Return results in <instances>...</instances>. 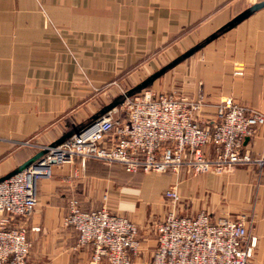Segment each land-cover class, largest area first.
<instances>
[{"label":"crops","instance_id":"obj_1","mask_svg":"<svg viewBox=\"0 0 264 264\" xmlns=\"http://www.w3.org/2000/svg\"><path fill=\"white\" fill-rule=\"evenodd\" d=\"M250 6L248 0H0V178L89 123L119 96L114 85L128 91L196 46L146 88L156 90L166 72L192 57V97L206 102L200 125L213 120L222 97L264 112V7L221 31ZM243 149L264 156L263 128L244 139ZM137 173L92 160L54 166L37 181L33 213L14 221L27 229L30 263L91 264V248L76 247L77 233L64 226L69 201L77 199L84 211L119 213L108 207L117 203L139 221L140 252L132 264L151 259L155 224L168 213L191 218L200 212L212 222L243 215L256 238L249 264H264L263 169L165 174L155 196ZM172 185L181 197L178 213L173 204L154 226L142 223L162 214L161 199L171 203L165 193Z\"/></svg>","mask_w":264,"mask_h":264},{"label":"built area","instance_id":"obj_2","mask_svg":"<svg viewBox=\"0 0 264 264\" xmlns=\"http://www.w3.org/2000/svg\"><path fill=\"white\" fill-rule=\"evenodd\" d=\"M250 5L264 0H248ZM91 120L27 167L0 181V264H31L27 229L16 219L29 217L37 206V181L50 177L54 166L79 161L119 165L127 173L166 171L192 175L224 173L238 166L264 170V156L251 157L243 141L263 128L264 112L221 98L209 125L198 117L206 102L144 88ZM24 144H29L25 142ZM165 197L175 204L179 195L169 188ZM64 226L77 233L76 247L91 248V264H132L140 249L137 225L102 208L81 209L68 204ZM157 245L150 260L140 264H249L256 238L243 216L212 222L205 212L195 217L168 213L155 225Z\"/></svg>","mask_w":264,"mask_h":264},{"label":"rangeland","instance_id":"obj_3","mask_svg":"<svg viewBox=\"0 0 264 264\" xmlns=\"http://www.w3.org/2000/svg\"><path fill=\"white\" fill-rule=\"evenodd\" d=\"M177 56H178V53L170 55L169 56V60H167V61L169 62V61H171L172 59H174ZM167 61L159 62V66L162 67L163 65H165L167 63ZM191 63H192V57L187 59L182 64H180V65L172 68L168 72H166L165 75H163V77H161L158 80L157 84H156L158 86V87H156L157 91L153 90L151 88H148V89H151L152 91H156V92H164V93H167V94L184 95V96L192 98L193 95H192L191 87H189V80H190V75H191ZM128 87H129L128 85H116V86L114 85L113 89L117 92V94L119 96H121L122 93L127 91ZM106 91L107 90H105V92ZM222 98H224V97H222ZM107 100H109L108 97H106V101ZM25 145L27 146V145H31V144H25ZM103 165H105V164H103ZM105 166H110V165H105ZM183 172L187 173V176H189V177L196 176V175H192L191 172H189V171L182 170V171H179V172L166 171L164 173L138 172L136 175H134V177H136V178L137 177L138 178L142 177V179L144 180V185L146 186V184L148 183V186L150 188V192L152 193L151 195L155 196L156 193L162 187V183L163 182H162V179L160 178L161 175L171 174V175H173L174 178H176L177 175H179V177H180V175ZM209 173L216 174V173H213V172H209ZM209 173H205V174H209ZM199 175H202V174H199ZM175 182H176V180H175ZM175 182L173 184H175ZM138 183H139L138 179H137L136 182L134 180V184H138ZM170 188H175L176 189L175 185L170 186ZM92 201L93 200H90V199L87 200L88 203H91ZM180 201H181V197L179 198V203L177 202V203H175L176 205L174 204L176 213H178L179 205H182V203ZM160 204L162 205V209H163V212H162L161 215H159V214L152 215L151 218H147V219H144L142 217V220H144V221L140 220V222L142 221V223H144V224H149L150 226H152V225L154 226L155 222H158L161 218H163L165 216V214H167V212L169 211V208H171L173 206V204L169 203V201H165V200H162V199H161V203ZM108 207L111 208L112 210H116V211L119 212V213L113 212L110 209L105 208V209H107L109 212H111L113 214H116V213L120 214L121 213L123 215H121V214L120 215L123 216V217H125V215L126 216L129 215V214H127L126 210L123 209V207H118L117 203H115L114 206L113 205H109ZM147 207L149 208V206H147ZM148 210L149 209H147V213H148ZM126 218H128L129 220L134 222L137 225V227L139 228V221L138 220H135V218L133 219L130 216H128ZM139 252H140V249L138 251V254H139Z\"/></svg>","mask_w":264,"mask_h":264},{"label":"water","instance_id":"obj_4","mask_svg":"<svg viewBox=\"0 0 264 264\" xmlns=\"http://www.w3.org/2000/svg\"><path fill=\"white\" fill-rule=\"evenodd\" d=\"M264 7V2L261 3H257L254 4L252 6H250L245 12H243L242 14H240L239 16L235 17L230 23H228L224 28L221 29V31L226 30L231 28L232 26H234L238 21H240L241 19H243L244 17H246L248 14H250L253 11H256L260 8ZM215 37V35H212L213 38ZM199 48V46L194 47L193 49L189 50L188 52H186L184 55H182V57L180 59L174 60L173 62H171L167 67L161 69L160 71H158L157 73H155L154 75H152L151 77H149L147 80H145L144 82H142L140 85L128 90L125 92L126 96H130L138 91H140L141 89L146 88L156 77H158L161 73H163L165 70H167L168 68H171L172 66H174L179 60L189 56L190 54H192L195 50H197ZM123 99V95L118 96L116 99H114L109 105L105 106L104 109H102L98 114H96L92 120L97 119L100 115L105 114L107 111L111 110L113 107L117 106L118 104L121 103ZM77 131V130H76ZM73 132H69L66 135H64L61 139H59L58 141H56L55 143H52L50 146L54 147L57 146L59 144H61L65 139H67L68 137H70ZM44 154V151H39L32 159H30L29 161H27L26 163H24L23 165H21L18 169L14 170L12 173H10L9 175L0 178V181L12 176L13 174L19 172L20 170H22L23 168L27 167L29 164H31L34 160H36L37 158H39L41 155Z\"/></svg>","mask_w":264,"mask_h":264}]
</instances>
